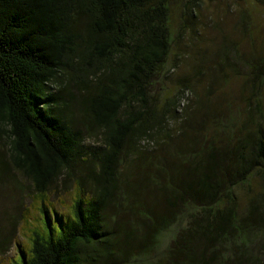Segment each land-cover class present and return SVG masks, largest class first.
Here are the masks:
<instances>
[{"label":"trees","instance_id":"1","mask_svg":"<svg viewBox=\"0 0 264 264\" xmlns=\"http://www.w3.org/2000/svg\"><path fill=\"white\" fill-rule=\"evenodd\" d=\"M170 1L0 0V186L21 191L20 173L28 187L15 236L0 242L18 251L0 264H126L172 227L166 264H212L211 243L232 235L244 248L264 225V129L221 143L227 126L209 112L177 122L188 87L160 104L152 94L167 73ZM178 1L190 17L195 2ZM254 175L260 196L239 214L235 188ZM61 176L72 183L57 208L48 197ZM28 224L25 249L16 240Z\"/></svg>","mask_w":264,"mask_h":264},{"label":"rangeland","instance_id":"2","mask_svg":"<svg viewBox=\"0 0 264 264\" xmlns=\"http://www.w3.org/2000/svg\"><path fill=\"white\" fill-rule=\"evenodd\" d=\"M191 1L195 6L190 17L184 13L182 2L170 1L172 43L165 65L167 73L152 89L155 100L160 104L165 98L180 94L178 90H185V85L189 90L182 93L176 108L177 122L182 123V117H186L188 111L198 117L209 112L227 126L229 133L219 135L221 143L229 139L232 131L242 133L253 127L264 129V0ZM76 114L82 116L79 109ZM84 135L86 144L100 143L95 129L84 128ZM16 175L21 191L14 190L15 184L11 181L0 186V242L6 235L10 238L15 236L18 226L16 205L20 196L28 192L27 180L20 173ZM68 180L61 176L56 186L51 188L48 198L57 208H61L59 199L68 202L64 190L72 182L66 183V187L63 185ZM261 190V181L256 175L235 188L239 214L245 213L250 201L258 198ZM26 214V221L32 223L37 211L29 207ZM186 220L175 227V231ZM28 226L26 235L20 228L16 240L17 246L19 244L25 249H28L27 238L33 231ZM262 226L252 231L247 244L243 243L244 248L239 244L241 238L237 241L232 235L227 240L211 243L205 251L206 258H210L212 264H222L227 259H231L230 264H239V256L245 253L264 258ZM173 233L172 227L162 234L151 253L128 258L126 264H166ZM12 240L0 247V253L16 254L18 250ZM112 261L113 264H124L120 259L115 261L113 258Z\"/></svg>","mask_w":264,"mask_h":264}]
</instances>
